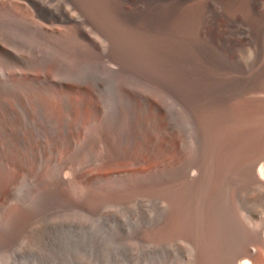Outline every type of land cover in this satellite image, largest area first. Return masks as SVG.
Returning <instances> with one entry per match:
<instances>
[{
	"label": "rangeland",
	"instance_id": "374dc122",
	"mask_svg": "<svg viewBox=\"0 0 264 264\" xmlns=\"http://www.w3.org/2000/svg\"><path fill=\"white\" fill-rule=\"evenodd\" d=\"M263 8L0 0V264H199L194 233L202 264L231 261L235 235L260 264L242 162L257 146L264 183ZM196 162L205 184L165 187Z\"/></svg>",
	"mask_w": 264,
	"mask_h": 264
},
{
	"label": "bare ground",
	"instance_id": "6f19581e",
	"mask_svg": "<svg viewBox=\"0 0 264 264\" xmlns=\"http://www.w3.org/2000/svg\"><path fill=\"white\" fill-rule=\"evenodd\" d=\"M94 6V5H93ZM199 7V6H198ZM252 7V6H251ZM264 9V8H263ZM129 11V10H128ZM131 12V11H130ZM143 12V11H142ZM145 13V12H144ZM120 14V13H119ZM146 14V13H145ZM144 15V14H143ZM147 15V14H146ZM156 15V14H155ZM135 16V15H134ZM142 16V15H141ZM123 17V16H122ZM127 17V16H126ZM129 17V16H128ZM127 17V18H128ZM131 17V16H130ZM144 17V16H143ZM148 17V16H147ZM243 17V16H242ZM124 18V17H123ZM105 19V18H104ZM109 19V18H108ZM131 20V18H129ZM110 20V19H109ZM153 20V19H152ZM132 21V20H131ZM261 21V20H260ZM214 22V21H213ZM161 23V22H160ZM182 26V25H181ZM194 29V28H193ZM196 29V28H195ZM78 33L82 36V37H85L86 34L84 33V30H81L79 29L78 30ZM184 37V36H183ZM182 38V37H181ZM240 40V39H239ZM263 40V39H262ZM263 43V42H262ZM223 48V47H222ZM219 50V49H218ZM258 53V52H257ZM118 56V55H115V57ZM120 62L123 63V62H127L126 59H124L122 56L120 58ZM249 63V62H248ZM258 68L257 69H261L263 70L264 69V52H263V55L260 57L259 61H258ZM262 72V71H261ZM194 76V75H193ZM215 77V76H214ZM223 79V78H222ZM257 83H256V88L257 90L260 92V94L256 95V99L258 101H262L264 103V75L263 73H261L259 75V78L257 79ZM236 84V83H235ZM257 94V93H256ZM240 95V94H239ZM234 98V97H233ZM3 103V102H2ZM260 104V103H259ZM261 107V106H260ZM242 108H243V105H242ZM258 109V108H257ZM261 109V108H260ZM263 109V107H262ZM261 109V110H262ZM250 111V110H249ZM248 111V112H249ZM259 111V110H258ZM264 111V110H262ZM254 112V111H253ZM253 112H251V114H253ZM247 113V112H246ZM257 113V112H255ZM254 113V114H255ZM258 114V113H257ZM248 115V114H247ZM256 116V115H255ZM171 117V116H170ZM257 123H255L256 125ZM171 125L173 127L174 125V120H173V117L171 119ZM259 125V124H258ZM243 127V126H242ZM245 128V127H244ZM247 128V127H246ZM256 128L258 129L257 125H256ZM260 128V127H259ZM178 129V128H177ZM242 129V128H241ZM248 129V128H247ZM264 129V128H263ZM244 131V130H243ZM251 131V130H249ZM248 131V132H249ZM260 131V130H259ZM127 132V131H126ZM247 132V133H248ZM252 132V131H251ZM250 132V133H251ZM245 133V132H244ZM253 133V132H252ZM246 134V133H245ZM262 139V138H260ZM264 141V140H263ZM258 142H261L258 141ZM231 143V142H230ZM229 143V144H230ZM263 143V142H262ZM258 143H256L257 145ZM264 144V143H263ZM255 145V144H254ZM253 146V145H251ZM259 146V145H258ZM254 147V146H253ZM257 147V146H256ZM254 147V150L252 149V151L250 152V154H248V156L245 158L243 165L245 168H247L246 170H248V172L250 173V178H251V181H249V184H247L248 186L247 187H250L252 189L255 190H263L264 191V183L261 182V180L257 177L254 176L253 174V170H254V167H255V162L257 160V153H258V148ZM262 147V146H261ZM264 147V146H263ZM262 147V148H263ZM260 148V146H259ZM261 153V152H259ZM236 157V156H235ZM186 160V159H185ZM261 160V159H260ZM239 164H241L239 162V159L237 160ZM243 161V160H241ZM238 164V165H239ZM242 167V166H241ZM244 168V169H245ZM264 169V168H263ZM262 169V170H263ZM193 171V170H192ZM263 173V172H262ZM207 174L206 173V168L204 166V164H201V163H197L196 162V167H195V171H193L192 173L189 172V170L185 171L184 172H175L172 176H170V179L168 181V183H165V187L168 188V189H179L180 187L182 186H186V187H195V186H198V185H201V184H205V179L207 177ZM264 174V173H263ZM210 175V174H209ZM214 179V178H212ZM207 180V179H206ZM209 180V179H208ZM240 180V179H239ZM230 182L232 183H237V179L232 176L230 177L229 179ZM214 183H219V179L217 178V176L215 177L214 179ZM224 183V182H223ZM229 184V183H228ZM238 184V183H237ZM215 185V184H214ZM223 185V184H221ZM238 186H240L238 184ZM241 187V186H240ZM200 190V189H199ZM235 191V190H234ZM241 188L239 190V196H241L242 192H241ZM237 192V189L236 191ZM192 193V192H191ZM238 193V192H237ZM255 193V192H254ZM264 193V192H263ZM237 195V194H235ZM261 196V195H260ZM195 197V196H194ZM257 196L255 195V198ZM262 197V196H261ZM264 198V197H263ZM253 200V199H252ZM264 208V207H263ZM175 211V210H174ZM258 211V210H257ZM176 212V211H175ZM242 212V211H241ZM246 212V211H245ZM173 213V212H172ZM259 213V211H258ZM178 214V213H177ZM183 214V213H182ZM185 215V214H184ZM178 216V215H177ZM181 216V215H180ZM262 217V216H261ZM183 219V218H182ZM248 220V219H247ZM254 223L252 224V226L249 227V231H250V239L253 240L257 245H258V248H259V251H260V256H261V263L260 264H264V230L262 231L261 227L262 225L260 224V221L259 220H253ZM259 221V222H258ZM172 222V221H171ZM262 223V222H261ZM172 224V223H171ZM182 224V223H181ZM195 232V231H194ZM243 235V234H242ZM241 235V236H242ZM244 236V235H243ZM219 237V236H218ZM233 237V236H232ZM231 236H224L223 237V242H230L232 240H230ZM232 239V238H231ZM192 240L194 242V245H195V251H196V254H197V257H198V260H199V264H202L204 262V258H205V255H206V247H205V244L204 242L202 241L201 238L198 237V235L195 236V233H194V236H192ZM233 240H235V247L237 248V254H235V256L233 257V259L230 261V259H228L229 262H227L226 264H233V262L235 260H239L238 263H241V264H247V260L245 257H249L250 255H253V254H249V253H245L242 249V239L240 237V235L238 236H234L233 237ZM252 242V241H251ZM233 244V243H232ZM234 246V245H233ZM246 247V246H245ZM247 252V251H246ZM228 257V256H227ZM247 257V258H248ZM253 258V256H252ZM257 259V258H256ZM246 261V262H245ZM252 261V260H251ZM256 262V261H255ZM197 263V261H196ZM237 263V264H238ZM249 263H250V260H249ZM190 264V263H189ZM257 264V263H256Z\"/></svg>",
	"mask_w": 264,
	"mask_h": 264
}]
</instances>
